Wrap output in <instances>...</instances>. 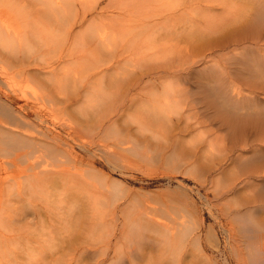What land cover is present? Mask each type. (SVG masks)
Masks as SVG:
<instances>
[{
	"label": "rangeland",
	"instance_id": "obj_1",
	"mask_svg": "<svg viewBox=\"0 0 264 264\" xmlns=\"http://www.w3.org/2000/svg\"><path fill=\"white\" fill-rule=\"evenodd\" d=\"M117 1L118 4L115 2L111 4L109 0H97L92 5L95 7H89L88 3L86 4V20L76 29L79 36L75 41L67 44L69 51H73L71 55L73 58L68 56L63 63L66 71L69 72L64 78L66 86L62 94L63 108L55 107L45 125L47 129L55 133L60 143L66 141L70 145L68 152L61 148L58 153H55L62 162L66 161L64 164H68V160L74 156L79 162L77 163L78 173L76 175L70 173L49 175L47 181L51 187L43 192H34L32 197L26 193L28 196L25 202L17 198L16 191L19 187L28 186L27 182L31 177L29 172H11L9 170L13 164L11 161L18 162L20 157H15L7 151L0 152V176L8 178L9 181L5 191L0 195V226L2 225L0 242L2 245L7 243L9 245V248L6 247L7 245L2 248L1 245V249H5V255L4 252L1 253L0 264H6V262L7 264L155 263L160 258L159 254L164 250L159 247L162 237L157 239L151 236L154 241L155 239L159 241L153 244L149 241L150 245L148 241H140L138 244L136 238L139 239V237L127 236L129 221L123 211L126 207L133 209L138 203L156 208V218L159 220H175L181 224L188 229L190 239L195 236V233H199L197 244L191 241L194 245L191 244L193 248H189L191 242L188 241L187 243H190L185 247L187 250L192 249V252H189H194V256L201 255L198 264H240L230 244V226L234 224L230 217L232 212L243 209L244 206L246 207L245 204H249L245 209L253 211L259 224L264 225V201L257 197L258 191L264 187V182H262L264 174L241 168L238 163L246 161L250 154L244 151L240 154L242 157L237 159L239 156L237 157L236 154H239L241 150L227 151L225 147L229 143L226 132L213 123L205 121L199 129L185 136L177 135V137L172 135L171 123L165 119H163V127L161 122L152 123V127L145 124L146 120H150L151 115L155 113L152 110L153 101L145 100L149 89L137 85L131 87L129 83L130 81L132 83L134 75L140 73L143 60L149 59V54H147L149 51L146 49L147 42H141L144 39L143 34L145 35V31L148 30L147 23L153 24L163 14L176 12L174 18L169 21L172 25L180 27L184 24V20L190 25H197L200 29L203 27L202 24L207 22L206 18H209L211 21L215 20L224 26L227 25L224 28L226 32L230 28L233 30L241 25L248 18L250 9L255 7L258 1L162 0L168 3L167 5H163L164 2L161 4L160 0L159 4L154 2L157 3L155 5L149 0ZM252 3L254 6L251 5ZM116 5L120 7L119 12H117ZM152 8H155L153 10L155 13L151 12ZM184 9L187 10L188 15L186 17L184 15L181 19L179 14ZM229 9L231 12L238 10L239 13L234 14L231 20L227 21L231 17V14H228ZM163 10L168 13L162 12ZM155 14L157 18L153 17ZM117 30L122 32L120 31L117 40L111 42L110 38ZM179 31L176 35L180 36L178 38L180 41L175 44V47L176 45L178 47L172 46V49L168 45H172L174 41H166L167 39L163 38L160 32L154 33L158 39L152 42L158 43L160 38H163L159 43L166 44L164 45L166 47L159 53L162 58L158 55L162 60L172 56L176 58L179 50H185L181 42L184 37L181 35L186 34L181 32V28ZM194 47L191 48L194 49ZM192 52L190 50V53ZM179 53L177 61L178 56L182 55ZM100 62L103 63L99 69L101 67L114 69L105 74L101 72L88 77L90 71L92 72L95 65ZM209 63H195L193 68L203 70ZM73 74H77V79L73 77ZM71 77H73L72 81H70ZM28 85V87H22V90L30 98L38 97L43 92L42 88L34 82ZM162 90L161 87L157 93L152 90V99L161 97ZM230 93V95L238 94L241 97L247 94V91L238 83L230 86ZM259 97L264 101V94ZM193 110L188 113L186 111L185 114L190 115ZM172 115L175 116V113ZM148 129L153 132V135ZM147 133L150 136H146ZM197 137L205 138L207 142L209 141L207 147H212L211 150L205 149L207 151L203 153L204 156L200 153L194 154L189 149L194 142L198 141H193ZM173 144H175L174 150H178L174 157L171 155L172 149L169 148ZM162 148L168 155L167 157L161 154ZM14 151L19 152L16 149ZM51 153L49 148H44V150L41 148L28 160L39 164L40 168L44 167L51 174L56 165ZM234 155L237 158L231 159ZM3 165L7 168L10 166L8 173L4 172ZM92 171L123 180V187L128 186L129 189H127L131 192H126L121 187L118 189L110 187V192L105 203L101 205V209L109 210L117 207L118 211L114 216H102V218L95 216L81 223L76 220V216L72 220L68 216L65 218L62 212L63 180L70 178L85 185L99 186L102 180L96 178ZM31 189L36 190L34 187ZM132 190H137V194H132ZM10 193H14L15 197ZM5 226L8 229L7 227L5 229ZM120 230L124 233L121 234ZM235 233L237 235V230ZM14 236H17V240L20 237L18 241H15L18 246L17 243L12 242L15 240ZM171 240L179 242L176 252L181 251V242L178 237ZM241 243H244L242 247H245L241 251L243 258H247V264H252L249 263L252 260L246 254L245 245L248 243L245 241ZM11 244L16 246H13L14 250L11 249ZM6 250L14 253H6ZM17 250L21 255H18ZM24 253L27 256L23 255ZM195 253L200 254L195 255ZM173 254H175L174 251L170 252L171 256ZM33 255L36 256L35 259L32 258ZM137 255L142 258L136 261L134 257ZM262 255L264 253L258 254V257L264 259ZM18 257L22 258H20L21 261ZM24 257H27L29 261ZM11 259L14 260L13 263ZM203 259L204 262H202Z\"/></svg>",
	"mask_w": 264,
	"mask_h": 264
},
{
	"label": "bare ground",
	"instance_id": "obj_2",
	"mask_svg": "<svg viewBox=\"0 0 264 264\" xmlns=\"http://www.w3.org/2000/svg\"><path fill=\"white\" fill-rule=\"evenodd\" d=\"M96 1L0 0V152L7 151L14 154L15 157H20L18 162L11 161L13 164H11L12 167L10 169V166L7 168L3 165L4 172L8 173V169L11 172L16 171L15 173L29 172L31 177L30 181L27 182L28 186L19 187L16 191L17 198L23 199L25 202L28 196L26 193L32 197L34 192H43L51 187L49 181H47L49 175H65L69 173L76 175L78 173L79 165L77 166V163L79 164V162L74 156L68 160V164H64L66 161L62 162L57 156L61 148L68 152L70 145L66 141L60 143L55 133L47 129L45 125L55 107L58 109L63 108L62 103L64 102V98L62 94L63 88L66 86L64 85V78L69 73L66 71L63 63L66 57L71 56L73 53V51H69L67 44L70 41H75L79 36V32L76 29L77 26H82L86 20V4L88 3L89 7H95L92 5ZM149 1L153 5L159 2V0ZM161 1L160 3L163 4L164 1ZM254 1L256 2V0ZM257 1L258 4H255L256 6L250 9L251 12L249 11L248 18L241 25H238L233 30L230 28L226 32L224 28L227 25L224 26L215 20L211 21L209 18H206L207 22L202 24L201 30L197 25H190L187 23L188 21L184 20V24H181L180 27L172 25V22L169 21L177 14L173 10L174 13L163 14L153 24L150 22L152 27L150 23H147L146 27L148 30L145 31V35L143 34L144 39L141 42H147L146 49L149 51L147 53L149 54V59L147 61L146 59L143 60L140 73L132 77L134 79L132 83L130 81L129 85L131 87L137 85L144 89H149L145 100L148 102L153 101L152 110L155 113L151 115L150 120H146L145 124H149L152 127V123L159 124L161 122L163 127V119H165L171 123L172 135L177 137V135L185 136L199 129L205 121L213 123L226 132L229 143L225 147L227 151L241 150L239 154H236L239 158L234 155L231 159H240L242 157L240 154L245 151L250 155L246 161L238 163L240 167L264 174L262 172L264 171V101L259 97V95L264 94V4H262L264 2L261 0V3H259V0ZM109 2L111 4L114 2L118 4L117 0H109ZM165 4L167 5L168 3L164 2L163 5ZM115 7H117V12H119L120 7L118 5ZM155 8H152V13H155L153 12ZM232 11H228L231 17H229L230 19L226 17L228 18L227 21L231 20L234 14L239 13L238 10ZM180 13L181 19L182 17L184 18V15L185 17L188 15L185 9ZM156 14L152 16L157 18ZM198 18L200 19L199 15ZM194 20L196 21L197 19ZM179 28H181V32L186 34L185 36L181 35L184 37V40L181 42L185 50H179L180 53L178 52L182 54L178 56V61H180L176 60L178 53L176 58L172 56L166 60H162L159 53L166 47L164 46L166 44H160V40L166 38V41H174L172 45L170 44L171 46L168 45L172 49V46L175 47V44L180 41L178 39L180 36L176 35ZM120 31L117 30L112 34L110 38L111 42L119 38ZM155 32H160L163 37L160 38L158 43L152 42V40L158 39V36L154 34ZM192 46H195L194 49L191 48ZM176 47L178 46L176 45ZM190 50L193 52L190 53ZM71 57L73 58V56ZM102 63L100 62L95 65L96 67L87 76L91 77V75L101 72L105 74L114 69L112 67H101L99 69ZM195 63L209 64L202 70V68H193ZM96 69L99 70L94 71ZM73 77L77 79V74H73ZM73 77H71L70 81L73 80ZM162 78L165 79L160 80ZM30 82H34L42 88L43 92L40 95L37 94L38 97L30 98L23 93L22 87H28ZM238 83L245 88L247 94H243L241 97L238 94L230 95V86ZM159 87L163 88L162 96L152 99V90H155V93H157ZM190 110H193L192 113L186 115L185 112L187 111L188 113ZM239 110L244 111L240 112ZM172 113H175V116ZM148 130L153 135V132L150 129ZM146 136H150V134L147 133ZM199 137L193 139V141H198L194 142L189 149L194 154L200 153L204 156L203 153L207 151L205 149L211 150L212 147H207L209 141L207 142L205 138ZM250 143L251 145H249ZM174 147L175 144L169 147L172 149V157L178 151L174 150ZM41 148L42 150L49 148L52 151L51 156L56 161L51 174L44 167L40 168L39 164L28 160ZM14 149L19 152L15 153ZM163 151L164 148H162L161 154L167 157L168 155L165 151L163 153ZM22 156L26 157L23 158ZM97 172L92 171L96 178L102 180L99 186L85 185L70 178L63 180L64 204L62 212L65 214H63L65 218L68 216L72 220L76 216V220L81 223L82 221L87 222L88 218L95 216H101L102 218V216H114L117 214V207L109 210L101 209V205L105 203L107 195L110 192V187L115 189L121 187L126 192H131V190H128L129 188L126 185L128 189L123 187V180L106 176V174H102L101 172V174H98ZM8 182V178L0 176V195L5 191ZM31 187L36 188V190L32 191ZM137 192V190H132V194H137ZM10 195L15 197L14 193H10ZM257 197L264 201V187L258 191ZM10 199L12 200V197ZM245 205L246 207L249 206V204ZM246 207L237 209L231 214L230 218L234 224L230 226V244L233 254H235L240 264L248 263L246 261L247 258H243L241 252L243 248L245 249L244 246L242 247L244 243H241L244 241L248 243L245 245L246 254L252 260L249 263L262 264L264 263V259L259 258L258 254L264 253V225H260L255 213L249 209H245ZM15 212L18 213L17 211ZM123 214L127 216L129 221L127 236L139 237V239L136 238L138 244L140 241H148V243L151 242L153 244V242L159 241L157 239L162 237L159 247L164 250L161 249V254H159L161 252L159 250L158 254L160 258L152 264H198V259L201 258V255L194 256V252L191 253L192 249L187 250L185 247L191 241H195V244H197L198 237H200L198 236L199 233H195V236L190 239V236L188 237V229L175 220L162 221L157 219L156 208L148 204L138 203L133 209L126 207ZM235 230H237V235ZM120 232L121 234L124 233L123 230H120ZM10 236L13 237V235ZM151 236L157 239L154 241ZM16 237L14 236L15 240H12L13 243L20 238L17 240ZM174 237H178L181 242V251L177 250L176 252L179 242H172L171 239ZM188 241L190 242L187 243ZM27 242H29L28 239ZM192 242L189 248H193L191 247ZM1 245L2 243L0 242V262L1 253L5 250L1 249ZM4 245H2V248ZM13 246L11 249H13ZM184 248L185 250H183ZM173 251L175 254L171 256L170 252ZM11 252L13 251L7 252L6 250V253ZM151 253L154 252L151 251ZM199 254L195 253V255ZM18 255L21 254L18 253ZM23 255L26 254L24 253ZM18 258L21 261L22 258ZM32 258L35 259L36 256L33 255ZM138 258L142 257L137 255L134 257V260L137 261ZM24 259L26 260L27 257H24ZM13 261L11 259L12 263ZM202 262H204V259Z\"/></svg>",
	"mask_w": 264,
	"mask_h": 264
}]
</instances>
